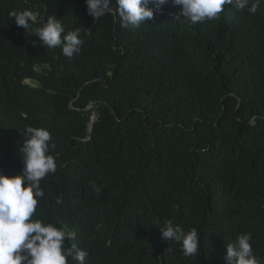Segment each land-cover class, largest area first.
I'll list each match as a JSON object with an SVG mask.
<instances>
[{
  "label": "trees",
  "instance_id": "trees-1",
  "mask_svg": "<svg viewBox=\"0 0 264 264\" xmlns=\"http://www.w3.org/2000/svg\"><path fill=\"white\" fill-rule=\"evenodd\" d=\"M260 5L193 24L168 0L132 31L115 12L94 21L85 0H0V172H22L28 126L51 133L57 170L33 219L65 227L85 264H227L245 233L264 264ZM25 10L33 29L48 16L80 28V53L43 48L10 16ZM168 220L198 230L195 256L161 238Z\"/></svg>",
  "mask_w": 264,
  "mask_h": 264
},
{
  "label": "clouds",
  "instance_id": "clouds-1",
  "mask_svg": "<svg viewBox=\"0 0 264 264\" xmlns=\"http://www.w3.org/2000/svg\"><path fill=\"white\" fill-rule=\"evenodd\" d=\"M167 2L85 0L87 14L94 21L115 12L121 27L132 31L140 28L143 22L152 21L154 12L160 13ZM172 3L180 6L177 20L183 18L184 22L193 24L219 19V16L232 23L262 11L260 0H172ZM228 10L230 16L225 14ZM37 15L30 10L10 12L14 23L25 31L33 29L31 22ZM31 34L38 37L43 48L59 47L68 58L78 55L83 44L80 28L66 32L61 20L55 16H48L46 22L33 29ZM24 135L26 139L20 149L23 153L22 172L11 176L0 172V264H85L87 251L75 243L71 246L66 244L69 232L65 227L33 219L38 201L44 196L40 181L57 170L56 160L49 154L50 147L54 148L55 144L46 128L28 126ZM94 190L99 194V188ZM158 231L163 240L178 242L184 256L196 255L200 241L196 228L185 231L182 226L168 220ZM223 259L227 264H261L246 233L238 234L233 242L226 245Z\"/></svg>",
  "mask_w": 264,
  "mask_h": 264
},
{
  "label": "water",
  "instance_id": "water-1",
  "mask_svg": "<svg viewBox=\"0 0 264 264\" xmlns=\"http://www.w3.org/2000/svg\"><path fill=\"white\" fill-rule=\"evenodd\" d=\"M91 130H92V127H90V132H91Z\"/></svg>",
  "mask_w": 264,
  "mask_h": 264
}]
</instances>
